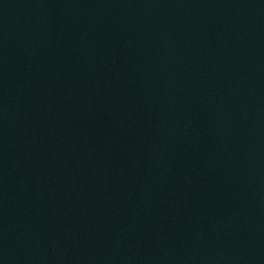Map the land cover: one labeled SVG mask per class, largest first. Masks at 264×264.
I'll return each instance as SVG.
<instances>
[{"label":"water","instance_id":"95a60500","mask_svg":"<svg viewBox=\"0 0 264 264\" xmlns=\"http://www.w3.org/2000/svg\"><path fill=\"white\" fill-rule=\"evenodd\" d=\"M0 264H264V0H0Z\"/></svg>","mask_w":264,"mask_h":264}]
</instances>
